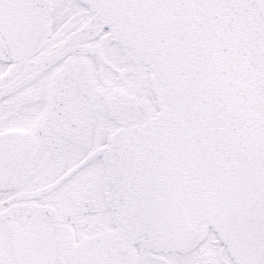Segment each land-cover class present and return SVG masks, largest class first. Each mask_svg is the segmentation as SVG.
<instances>
[{
    "label": "snow or ice",
    "instance_id": "1",
    "mask_svg": "<svg viewBox=\"0 0 264 264\" xmlns=\"http://www.w3.org/2000/svg\"><path fill=\"white\" fill-rule=\"evenodd\" d=\"M0 264H264V0H0Z\"/></svg>",
    "mask_w": 264,
    "mask_h": 264
}]
</instances>
